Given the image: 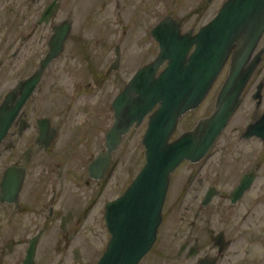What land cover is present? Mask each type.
Masks as SVG:
<instances>
[{
    "label": "flooded vegetation",
    "instance_id": "af4514ba",
    "mask_svg": "<svg viewBox=\"0 0 264 264\" xmlns=\"http://www.w3.org/2000/svg\"><path fill=\"white\" fill-rule=\"evenodd\" d=\"M226 1L200 0L196 6L191 2L190 12L177 17L173 11L181 6L180 0H171L172 12L162 19L171 16L179 23L181 34H195ZM128 2L87 0L81 20V0H0V7L19 12L11 18L14 25L8 31L9 42L0 46V264H26L30 255L27 264H65L67 257L77 259L84 250L94 255L97 235L103 233L106 245L102 254L106 249L111 238L106 207L139 172L128 181L132 170L122 165L124 145L143 128L142 145L148 115L139 124L132 123L109 151L107 134L115 120L112 105L132 76L121 89L104 90L95 104L82 110L72 109L56 77L60 65H71L73 73L83 65L88 75L89 52L97 54L98 48L104 60L99 83L117 77L130 39ZM158 2L152 0L151 4ZM161 20L148 29L155 57L159 43L151 30ZM94 27L98 31L89 33ZM56 33L63 37L61 50L45 65ZM259 51L258 64L238 106L211 148L200 160H184L171 173L156 240L138 264H222L234 243L252 235V215L264 194V127L259 134L253 129L264 115V33L250 60ZM108 53L111 58L104 68ZM231 57L232 53L208 112L193 123L183 122L208 99L222 71L200 105L178 119L171 141L213 111ZM66 60L68 64H64ZM100 104L106 109L105 126L96 136L94 127L85 128V123L87 108ZM142 150L144 164V147ZM100 155L103 158L95 165ZM246 181L247 186L234 195Z\"/></svg>",
    "mask_w": 264,
    "mask_h": 264
},
{
    "label": "water",
    "instance_id": "95a60500",
    "mask_svg": "<svg viewBox=\"0 0 264 264\" xmlns=\"http://www.w3.org/2000/svg\"><path fill=\"white\" fill-rule=\"evenodd\" d=\"M263 33L264 0H227L195 34H181L179 23L171 16L152 28L159 52L153 61L133 73L115 98V120L106 144L109 151L113 150L132 123L139 124L148 115L142 139L145 160L123 194L106 207L111 238L96 264H138L152 247L171 173L182 161H198L211 148L258 64L262 51L251 60L250 57ZM62 41L63 37L56 33L45 65L57 56ZM234 43L237 45L231 52ZM230 53L227 78L213 111L171 141L178 119L200 105ZM164 62L166 65L158 71ZM114 66H118L117 62ZM263 127L264 115L253 129L259 134ZM102 158L100 155L95 165ZM246 186L247 181L233 194H239ZM31 256L26 258V264L27 260L31 263Z\"/></svg>",
    "mask_w": 264,
    "mask_h": 264
},
{
    "label": "rangeland",
    "instance_id": "374dc122",
    "mask_svg": "<svg viewBox=\"0 0 264 264\" xmlns=\"http://www.w3.org/2000/svg\"><path fill=\"white\" fill-rule=\"evenodd\" d=\"M81 1L82 15L80 17L82 20L83 16L86 14L83 10L85 9V3L87 0ZM191 2H193L192 5L196 6L195 3L200 2V0H180L181 6L174 8L173 13L177 17H182L186 13H189L192 9L190 7ZM151 3L152 0H129L127 3V13L129 15L127 32L130 34V39L124 47L122 65H120L121 67H119L116 72L117 77H112L111 81L107 78L103 83H99L100 76H102V65L104 64V60L99 56L100 48H98L97 54H93L92 51L89 52V61L85 65L88 75H86L83 65L80 70L76 69L74 73L69 71L71 65L66 66L65 68L64 65H60L61 70L57 72L58 76L56 77L57 84L59 89L63 92V95L67 97L66 99L71 100L72 109L82 110L83 107L92 106L93 102L95 104V102L104 94V90L121 89L129 77L132 76L139 67L155 57L156 50L154 49L152 52L154 43L152 37L149 35L148 29L155 24L156 21L161 20L166 13L172 12V2L171 0H159L156 5ZM214 5L209 8V13L213 10ZM18 14L19 12L14 9L10 11L7 7H0V46L5 47L6 44L4 43L9 42L10 34H8V31L9 28L14 25L11 23V18L16 17ZM91 30L92 32L98 31L97 27L90 28L89 33H91ZM93 40L94 39H90V41ZM80 55L82 61V53ZM110 58L111 56L108 53L106 57L107 62L104 68L109 63ZM68 62L69 61L66 60L64 64H68ZM226 70L227 69H224L222 71L218 78L219 80L216 81L213 90L201 108L187 116L183 121L184 123H193L199 116L208 112L217 92L220 80L223 78V75L226 74ZM85 75L86 78H83ZM94 81L96 83H90ZM86 83H90L89 87L87 86L88 89L85 87ZM105 111V106L101 104L93 109L87 108V121L85 123V128L93 126V134L96 136L102 132L103 126H105ZM142 131L143 128H140V130L133 135L131 142L124 145L123 153L125 156L122 165L124 169L129 168L132 170L129 174L128 181L133 178L143 165V147L140 144ZM89 134L90 133L88 132V135ZM130 137H132V134H130ZM259 197L264 199V194ZM262 199L261 203H258L254 209V215H252L253 223L252 226H250V231L253 236H246L244 239L234 243L232 247L226 251L224 262L222 264H263L264 202H262ZM97 236V242H95L97 246L94 255H91L89 251L84 250L77 259L72 256L67 257L65 259V264H95L106 245L105 234L103 233V235ZM99 238L101 239V242H99Z\"/></svg>",
    "mask_w": 264,
    "mask_h": 264
}]
</instances>
